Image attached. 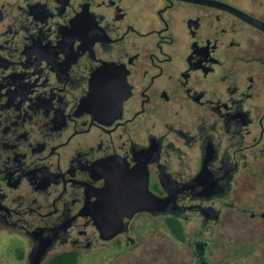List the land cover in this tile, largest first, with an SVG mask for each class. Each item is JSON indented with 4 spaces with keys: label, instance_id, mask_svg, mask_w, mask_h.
Returning <instances> with one entry per match:
<instances>
[{
    "label": "flooded vegetation",
    "instance_id": "obj_1",
    "mask_svg": "<svg viewBox=\"0 0 264 264\" xmlns=\"http://www.w3.org/2000/svg\"><path fill=\"white\" fill-rule=\"evenodd\" d=\"M8 260L264 264V0H0Z\"/></svg>",
    "mask_w": 264,
    "mask_h": 264
},
{
    "label": "rangeland",
    "instance_id": "obj_2",
    "mask_svg": "<svg viewBox=\"0 0 264 264\" xmlns=\"http://www.w3.org/2000/svg\"><path fill=\"white\" fill-rule=\"evenodd\" d=\"M8 264H18V261L16 260H8ZM252 261V260H251ZM118 260H77L75 264H119ZM185 262V260H176L175 264H179ZM257 264V263H254Z\"/></svg>",
    "mask_w": 264,
    "mask_h": 264
},
{
    "label": "trees",
    "instance_id": "obj_3",
    "mask_svg": "<svg viewBox=\"0 0 264 264\" xmlns=\"http://www.w3.org/2000/svg\"><path fill=\"white\" fill-rule=\"evenodd\" d=\"M48 264H69L68 260H50Z\"/></svg>",
    "mask_w": 264,
    "mask_h": 264
},
{
    "label": "water",
    "instance_id": "obj_4",
    "mask_svg": "<svg viewBox=\"0 0 264 264\" xmlns=\"http://www.w3.org/2000/svg\"><path fill=\"white\" fill-rule=\"evenodd\" d=\"M37 261H38V260H34V263H32V264H35Z\"/></svg>",
    "mask_w": 264,
    "mask_h": 264
}]
</instances>
